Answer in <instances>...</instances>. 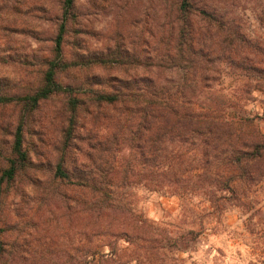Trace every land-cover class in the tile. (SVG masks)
Instances as JSON below:
<instances>
[{
	"label": "rangeland",
	"instance_id": "1",
	"mask_svg": "<svg viewBox=\"0 0 264 264\" xmlns=\"http://www.w3.org/2000/svg\"><path fill=\"white\" fill-rule=\"evenodd\" d=\"M177 1L76 0L89 30L86 48L105 46L115 32L125 34L132 48L160 47L155 24ZM194 4L206 7L214 25L210 32H220L223 40L214 42L202 73L168 66L151 73L178 105L203 107L227 121L235 146L206 159L196 143L175 137L168 148L173 147L175 174L163 182L191 177L180 179L178 190L150 189L127 122L113 107L98 108L91 92L114 76L143 73L154 62L141 52L130 64L65 69L59 81L70 83L72 91L50 96L26 118L29 162L0 195L4 264H264V152L253 159L231 158L242 141L264 136V0ZM2 5L17 7L2 9L8 19L28 24L0 32V84L17 91L38 82L39 58L51 47L59 0H0ZM64 51L72 52L69 42ZM195 81L202 89L194 91ZM71 97L79 100L74 114L67 105ZM18 111L7 106L0 118L14 123ZM4 150L0 147V167ZM62 156L69 173L64 179L54 176ZM89 173L108 181L110 196L96 207L94 193L79 184Z\"/></svg>",
	"mask_w": 264,
	"mask_h": 264
},
{
	"label": "trees",
	"instance_id": "2",
	"mask_svg": "<svg viewBox=\"0 0 264 264\" xmlns=\"http://www.w3.org/2000/svg\"><path fill=\"white\" fill-rule=\"evenodd\" d=\"M59 6L60 14L52 22L54 32L48 39L51 41V47L46 55L39 58L41 68L38 82L22 86L17 91H11L6 85L0 84V109L7 106L19 108L14 123L10 119L0 118V147H3L6 152L4 166L0 167V195L3 186L15 182L29 162L28 151L24 147L26 118L50 96L58 93L69 94L72 91L70 83L63 85L59 81L60 73L72 66L130 64L139 59L141 52L144 53V60L154 62L157 66L149 63L143 73H135L126 78L114 76L110 84L91 92L92 101L98 108L113 107L118 112V117L124 118L127 122V137L139 151L135 154L143 160L150 189L160 190L167 187L178 190L182 184L180 181L185 182L191 177V174L182 177L174 176L173 179L168 180L170 187L168 183L163 182L165 181L163 178L167 176L170 178L175 174L174 166H172L173 147L168 149L175 137L185 141L189 139L196 143L206 159L210 158L211 154L213 157L217 153L219 155L223 148L235 146L236 137L232 135L231 126L227 121L222 117L212 116L203 107L195 110L189 109L183 103L178 105L167 96L168 90L158 85L151 73L159 66H168L172 69L189 67L195 74L199 69L202 73L204 59L213 55L211 49L214 42L223 40L219 36L220 32H210L214 25L207 17L206 7L199 9L194 4V0H178L166 6L168 14L161 21L156 24L153 21H146L149 26L152 27L155 24L158 28L160 47L147 43L141 50L132 48L127 44L130 40L125 34L115 32L105 46L88 50L84 38L89 30L86 28L87 23L83 20L84 16H81L82 13L76 5V0H59ZM6 7H13L12 11L17 10V7L13 5L0 6V32L28 25L26 22L8 19L9 15L2 10ZM214 19L216 28L222 31L223 27H217V24H221L220 20ZM67 42L72 48L69 54L64 51ZM191 86L194 91H198L204 85L195 81ZM78 103L79 100L76 97L69 98L67 105L71 113H75ZM73 121L74 115H71L69 123ZM70 130V127L66 130L64 139V145L67 147ZM7 137L8 139H5ZM241 144L242 146L238 149L232 148V150L235 149L231 155L232 159L237 161L240 158L253 159L255 156L260 157L264 152V136L244 140ZM64 164L65 159L62 156L56 164L55 177L63 179L69 177ZM241 170L243 171V168ZM86 178L79 184L94 193L92 204L96 207L110 196V192L107 191L108 181L102 178L98 180L96 174L90 175V173ZM1 232L0 228V264H4L3 257L6 249Z\"/></svg>",
	"mask_w": 264,
	"mask_h": 264
}]
</instances>
